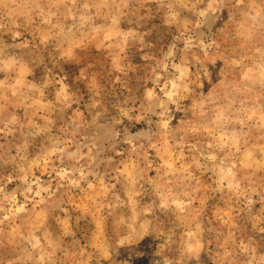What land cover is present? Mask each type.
<instances>
[{
  "label": "rangeland",
  "instance_id": "rangeland-1",
  "mask_svg": "<svg viewBox=\"0 0 264 264\" xmlns=\"http://www.w3.org/2000/svg\"><path fill=\"white\" fill-rule=\"evenodd\" d=\"M0 264H264V0H0Z\"/></svg>",
  "mask_w": 264,
  "mask_h": 264
}]
</instances>
